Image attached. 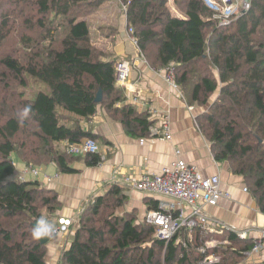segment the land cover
I'll return each instance as SVG.
<instances>
[{"label": "trees", "instance_id": "obj_1", "mask_svg": "<svg viewBox=\"0 0 264 264\" xmlns=\"http://www.w3.org/2000/svg\"><path fill=\"white\" fill-rule=\"evenodd\" d=\"M109 1L0 0V44L6 32L16 30L22 49L20 56L0 59L5 93L0 99V264H46L47 243L32 236V223L45 217L56 227L59 207L57 195L40 181L17 179L13 155L24 166L54 163L62 173L75 172V156L60 144L97 141L80 122L99 105L127 133L150 136L153 119L131 104L119 105L117 60L104 58L94 43L89 16ZM117 2L147 62L172 69L189 105L208 106L196 121L215 160L226 161L241 176L264 211V0H250L249 9L228 25H218L202 0H172L171 6L169 0ZM10 7L19 17L14 28ZM25 108H30L27 116ZM79 156L88 166L102 161L99 153ZM125 189L113 183L84 203L59 264H195L207 256L216 258L208 264H233L251 247L233 232L202 227L181 228L167 242L158 239L151 223L117 213ZM148 205L156 209L157 202L150 198Z\"/></svg>", "mask_w": 264, "mask_h": 264}, {"label": "crops", "instance_id": "obj_2", "mask_svg": "<svg viewBox=\"0 0 264 264\" xmlns=\"http://www.w3.org/2000/svg\"><path fill=\"white\" fill-rule=\"evenodd\" d=\"M108 4V3H107ZM117 0H110L104 9L107 15L97 25L95 35H100L96 46L104 53V58L126 60L131 63L129 72L121 89V104H131L138 112L147 109L154 113L153 124L158 126L160 117L166 116L170 123V140L133 136L125 131L118 118L105 108L98 106L94 115L80 122L81 127L97 136L99 154L102 161L97 166L86 165L82 156H75L73 173H62L54 163L37 167L52 177L51 182L43 183L41 175L37 178L25 175L23 180L36 179L57 195L58 209L54 213L56 226L59 219H69L72 225L65 233H59L47 242L45 263L59 264L61 252L70 245L72 228L76 217L86 201L105 192L113 183L121 184L125 176H139L143 173H157L174 159V149L180 150V157L187 164L198 169L202 177L217 174L220 187L229 193V198H219L215 203L204 205V211L221 221L239 229L264 226L263 210L254 196L243 191L246 186L241 176L233 174L226 161L215 160L209 139L201 132L196 116L199 106L189 105L179 88L166 80L164 69L152 67L127 36L126 16L119 12ZM105 24V25H102ZM116 25V26H115ZM118 25V26H117ZM69 143L61 142V148ZM16 163V177L25 168L13 155ZM126 198L117 209L119 215L133 214L137 221H145L149 209L148 199L157 196L133 189H125ZM250 240V238H247ZM233 264H264V250L244 252Z\"/></svg>", "mask_w": 264, "mask_h": 264}, {"label": "built area", "instance_id": "obj_3", "mask_svg": "<svg viewBox=\"0 0 264 264\" xmlns=\"http://www.w3.org/2000/svg\"><path fill=\"white\" fill-rule=\"evenodd\" d=\"M212 11L213 18L218 25H228L237 16L245 13L250 6V0H202ZM123 9L124 6H123ZM127 36L137 45L132 34V29H127ZM115 85L121 87L131 71V63L126 60L116 61L114 64ZM166 80L176 87L172 69L165 71ZM150 116L153 111L147 109ZM158 126H150V138L170 140V123L166 116L160 117ZM144 141V137L140 138ZM67 151L72 155H84L85 153H99V146L92 138L82 139L79 143L69 144ZM37 178L41 175L43 183L51 182L52 177L41 172L37 166L27 165L19 174L18 179L23 180L25 175ZM121 185L150 196H157L156 209L149 210L145 215V221L156 227L155 237L169 241L181 228L191 229L202 227L204 231H230L239 238H250V252L264 250V226L239 229L229 225L213 215L204 211V205L215 203L219 198H229V193L220 187V178L217 174L202 177L198 169L187 164L180 157V150L174 149V159L169 165L163 166L157 173H143L139 176H125ZM243 191L248 192L246 186ZM264 214V211H263ZM72 224L69 219H59L55 227L54 235L65 233ZM204 252V249L201 250ZM216 261L214 256H207L198 260L195 264H208Z\"/></svg>", "mask_w": 264, "mask_h": 264}, {"label": "rangeland", "instance_id": "obj_4", "mask_svg": "<svg viewBox=\"0 0 264 264\" xmlns=\"http://www.w3.org/2000/svg\"><path fill=\"white\" fill-rule=\"evenodd\" d=\"M107 3H105L100 9L94 11L93 14H91L89 16V22L92 25L91 30L93 32L92 35L94 36V43H96V41L101 38L99 34L96 36L95 32H96V27H98L97 25L100 23L99 21H101L103 18L102 12H103L104 16L107 15V12H104L105 7L107 5H109V2H107ZM117 3H118V7L120 8L119 12L120 13H121V11L124 12V9H123V6L121 5V2H117ZM168 5L169 6L172 5V0H169ZM12 9H11V7L8 8V10L11 11L10 18L8 21H9V25L14 24V26H13V28H14L16 26L15 24H17L19 22V17L15 18V14H14L15 12ZM102 25H105V24H102ZM5 36H6V38L0 44V59L4 55H7V54H12L14 56H16V55L20 56L22 49L20 48L21 47V42H20L21 36L19 35V33L16 30H9L8 32H6ZM3 72H4V68L0 64V99L5 95V93H4V81L2 80V77H1ZM14 85H15L17 90H21V88L18 87V85H16L15 83H14ZM41 88L45 89L44 86ZM216 96H217V92H215L214 94L211 95L209 101L212 102ZM207 108H208L207 105L199 107V109L201 110L200 113L202 111L206 110Z\"/></svg>", "mask_w": 264, "mask_h": 264}, {"label": "clouds", "instance_id": "obj_5", "mask_svg": "<svg viewBox=\"0 0 264 264\" xmlns=\"http://www.w3.org/2000/svg\"><path fill=\"white\" fill-rule=\"evenodd\" d=\"M30 112V108H25L23 115L27 116ZM56 228L47 218L40 217L37 219L33 226L32 236L34 238L51 237L54 235Z\"/></svg>", "mask_w": 264, "mask_h": 264}, {"label": "water", "instance_id": "obj_6", "mask_svg": "<svg viewBox=\"0 0 264 264\" xmlns=\"http://www.w3.org/2000/svg\"><path fill=\"white\" fill-rule=\"evenodd\" d=\"M101 91L99 90L98 92H97V94H96V96H95V101L96 102H100V100H101ZM36 223V221H34L33 223H32V226H34V224ZM39 241L41 242V243H47L48 241H49V237H42V238H39Z\"/></svg>", "mask_w": 264, "mask_h": 264}]
</instances>
